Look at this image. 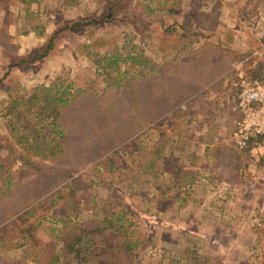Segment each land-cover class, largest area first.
I'll return each mask as SVG.
<instances>
[{
  "label": "rangeland",
  "instance_id": "1",
  "mask_svg": "<svg viewBox=\"0 0 264 264\" xmlns=\"http://www.w3.org/2000/svg\"><path fill=\"white\" fill-rule=\"evenodd\" d=\"M116 1L113 20L66 26L29 61L105 2L0 0V264H69V231L108 211L110 240L131 244L111 264L263 259L264 144L234 133L239 74L264 89V0ZM104 56L126 59L105 71ZM65 88L82 103L48 125L39 106Z\"/></svg>",
  "mask_w": 264,
  "mask_h": 264
},
{
  "label": "trees",
  "instance_id": "2",
  "mask_svg": "<svg viewBox=\"0 0 264 264\" xmlns=\"http://www.w3.org/2000/svg\"><path fill=\"white\" fill-rule=\"evenodd\" d=\"M97 2H105L104 8L108 13H102V14H95L94 12H90L84 16H79L76 21L71 22L70 24H65L64 26H60L55 28L47 38V43L41 45V51L36 54L33 58H31L29 61H37L43 59V57H46L52 48H54L56 42L58 41L59 33L64 31V28L68 27H78V26H92L95 24L105 23L108 21L113 20V17L116 15V13L122 10V8L119 9L118 2L116 0H96ZM121 4V3H120ZM105 11V12H106ZM118 14V13H117ZM136 22L139 20L138 16L133 17ZM125 19V17H123ZM130 20V17L128 18ZM131 21V20H130ZM66 28V29H67ZM109 57L104 56L100 61H107L106 65H102L103 69L109 70L111 67H117V63L120 59H126V58H119V57H112L110 60ZM27 59H22L20 61L13 62L14 64H10L9 67L13 65H18L20 63L25 62ZM62 82V81H61ZM60 82V84H62ZM59 84V85H60ZM58 86V85H55ZM61 87V85H60ZM60 88L55 87V92L57 93ZM50 91L49 89H45ZM63 94H67V89H63L61 91V97L55 98L57 102H48V99L44 100L43 104L39 106V108L42 107V111L38 112V114H43L47 112L46 114L51 118L48 125H52L55 123V121L58 120L59 114L64 110V112L75 110V104L78 105V103L82 102H74L77 100L76 97L72 98H63ZM68 101V102H67ZM72 101V102H70ZM38 108V109H39ZM67 109V110H66ZM62 110V111H61ZM46 118V117H45ZM61 118V116H60ZM47 119V118H46ZM59 121V120H58ZM79 131L76 132L78 136L84 137V133L87 131V127L84 128V126L79 127ZM59 136H60V142L59 147L65 146L66 143H70L72 140V137L74 135H69L64 130H60ZM80 132V133H79ZM57 142V143H58ZM248 154V153H246ZM249 156H251L249 154ZM29 181V179H27ZM6 184L8 186L11 185V183L6 181ZM6 187V189L8 188ZM4 190H0V194ZM106 216H104L101 220H96L94 222H90L88 224H82L81 226H78L75 230L69 231V238L68 241H64L62 244V252L61 255L69 258L67 254L70 255L69 258V264H111L113 262V257L116 254L123 255L125 252H129L131 250V244L130 243H123L120 245L115 243L113 240H110L108 237V231L112 226H114L115 218L114 213L105 212ZM115 227V226H114ZM68 232V231H67ZM105 242V244H102L101 242ZM75 246L77 248H75ZM118 247V248H117ZM68 248H71V251H68ZM84 250V251H83ZM58 258H55L57 261Z\"/></svg>",
  "mask_w": 264,
  "mask_h": 264
},
{
  "label": "built area",
  "instance_id": "3",
  "mask_svg": "<svg viewBox=\"0 0 264 264\" xmlns=\"http://www.w3.org/2000/svg\"><path fill=\"white\" fill-rule=\"evenodd\" d=\"M243 73L239 74L243 92L240 94L238 102L241 112L245 111V118L238 122L239 126L234 134L241 148L249 147L254 152V147L259 141L264 144V89L253 77L247 81V78L243 77L245 76ZM258 109H260V113L256 115ZM247 131L249 132L247 133ZM258 149L264 152V149L261 150L259 147Z\"/></svg>",
  "mask_w": 264,
  "mask_h": 264
},
{
  "label": "crops",
  "instance_id": "4",
  "mask_svg": "<svg viewBox=\"0 0 264 264\" xmlns=\"http://www.w3.org/2000/svg\"><path fill=\"white\" fill-rule=\"evenodd\" d=\"M223 201V200H222ZM253 212V211H252ZM219 215V214H218ZM235 218H238L235 214H234V216L232 217V221L235 223V221H234V219ZM233 224V223H232ZM246 225H248L247 224V222H246V224H245V226H244V228H241L240 227V225H235L234 227H232V226H227L228 227V229H225V226L224 227H221V228H219L218 230H217V233L219 234V235H221V234H229L230 232L229 231H231V234H234V233H239V232H241V231H244V232H242V233H249L250 234V232L251 231H249V229H247L246 228ZM241 233V234H242ZM251 234L253 235V234H257V236H259L258 238H256L255 239V242H254V244H253V248H254V246L255 245H258V246H263V249H264V241L263 242H261V240H262V235L264 234V230H261V229H259V227L257 228V229H255V230H253L252 232H251ZM262 236V237H261ZM264 240V239H263ZM220 242V241H219ZM257 243V244H256ZM233 245L232 246H230V249H229V251L231 252L230 254L232 255V253H234V252H236L237 251V248H238V246L237 245H235L234 243H232ZM226 245V244H225ZM235 245V246H234ZM257 248H255L254 250H256ZM263 255H264V253H263ZM236 256H237V254H236ZM259 257V255H257V257H255V258H253L252 260H243L242 262H241V264H264V257H263V259H261L260 257V261L259 262H257V258ZM221 264H226V262H223V261H221Z\"/></svg>",
  "mask_w": 264,
  "mask_h": 264
}]
</instances>
